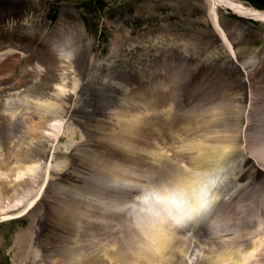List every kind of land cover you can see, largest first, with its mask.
Instances as JSON below:
<instances>
[{"label": "rangeland", "instance_id": "obj_1", "mask_svg": "<svg viewBox=\"0 0 264 264\" xmlns=\"http://www.w3.org/2000/svg\"><path fill=\"white\" fill-rule=\"evenodd\" d=\"M235 1L264 10V0ZM1 2L10 14L44 18L37 26L48 37L63 41L72 27L80 34L63 42L71 45H66L72 64L67 84L71 78L77 81L71 96L58 100L44 94L46 69L37 79L29 72L34 60L51 57L36 37L18 39L20 62L1 79L0 218L22 213L18 211L34 198L29 211L39 215L33 239L40 256L35 260L19 251L28 212L7 222L0 219V264H141L140 254H152L153 236L162 228L173 242L186 241L159 252L160 264L242 261L251 243L248 232L257 234L258 222L238 219L246 211L234 209L253 177L239 138L242 114L235 115L239 106L224 91V77L235 78L238 90L243 77L238 63L227 58L205 0H53L45 7L24 0ZM218 12L235 54L254 64L251 88L264 86V22ZM21 71L27 72L18 87L8 89ZM165 94L169 99L162 100ZM259 103L264 105V99ZM164 110L176 118L174 129L158 122L166 117ZM39 120L41 128L31 129ZM39 134L52 138L39 144ZM35 147L30 155L27 149ZM191 156L193 164L176 158ZM208 181L212 185L206 197L197 199ZM120 184L138 190L128 194ZM170 192L186 208L200 200L208 205L184 214L174 229L167 226L171 218L133 223L134 215L145 211V193ZM219 207L236 226L225 246L216 235L205 236ZM260 239L264 235L255 237ZM198 247L199 258L191 262ZM262 253L264 257V246Z\"/></svg>", "mask_w": 264, "mask_h": 264}, {"label": "bare ground", "instance_id": "obj_2", "mask_svg": "<svg viewBox=\"0 0 264 264\" xmlns=\"http://www.w3.org/2000/svg\"><path fill=\"white\" fill-rule=\"evenodd\" d=\"M28 2L24 3H30V4H38L41 7H45L46 3H50L53 0H24ZM206 2V10L207 14L211 20V22L214 24V27L220 37L224 40L226 49H227V58L231 61H236L238 63V66L240 67V71L242 72L243 78H238L239 85L241 87H236L235 85V78L232 80H229V76H225V85H224V91H229V95H231V99L235 100L236 103H238V106L236 110V116L242 114V121L239 125V134H240V140L243 143V151L246 150V153L243 152V157L246 158V161L249 160V164L246 166L247 170L253 174V178L251 181L254 180V177L260 176V178L264 179V105L262 106L259 103V99H264V86L261 87H254L256 85H252L251 88V82H252V74L254 69L253 63L245 62L242 59H239L240 55H236L235 51L232 47V42L230 41V37L226 34L225 31H223L218 23V10H226L231 13H234L235 15H238L242 18H250L257 21H263L264 22V10L257 9L252 6L244 5L242 2L235 1V0H205ZM2 2L0 0V82L4 75H7L9 72L13 71L14 68L19 64L20 57L19 52L16 50V42L19 38L23 37H29L33 38L36 37L38 40L41 41V43L46 44L49 49L50 56L46 62H39L37 60H34L32 64H30L29 72H31L33 75H36L37 79L39 76H41L44 73H47L49 77V80L45 82L44 85V91L43 93H48V96H52L56 99H61L64 97V95H69L68 93H71L72 91H75L77 87V81L71 78V83L67 84L68 78L71 76L72 72V64L70 61V51L67 49V46H71L68 44H64L63 42L71 41L74 37L78 36L80 34L79 30L73 29L67 33L68 38L65 36L63 41H59L56 39V37L49 35H44V31L40 30L37 26L40 22L44 20L42 17H38V19H31L32 17L29 14H22L21 16H18V14L14 13H8L1 9ZM47 6V5H46ZM23 7V6H22ZM31 19V20H30ZM61 20V18L59 19ZM32 22V25H26L25 22ZM56 25H60L59 22L56 23ZM55 29H58V26L54 25ZM72 45H75V43H72ZM230 61V62H231ZM31 63V62H30ZM46 65V66H45ZM236 65V64H235ZM44 66V67H43ZM46 69V71H45ZM45 71V72H44ZM229 74L231 73V70H229ZM27 71H21L19 75L14 78L9 85L7 86L8 89L13 90L15 87H18L19 81H21L22 78L25 77ZM44 72V73H43ZM195 72V71H193ZM28 74V73H27ZM237 76L238 73H237ZM232 78V77H231ZM35 79L31 80V82L35 81ZM46 83H49L46 85ZM238 83V82H237ZM247 88V91H244V87ZM258 88V90H257ZM1 89V85H0ZM71 96V95H69ZM162 100L169 99V95L165 94L163 96H160ZM156 109V108H155ZM165 109V108H162ZM14 112H11L13 114ZM166 117H163V119L158 120L159 123L162 125H166V127L169 128H175L177 124L176 118H172V116L169 115V110H164L163 112ZM42 117V116H38ZM44 117V116H43ZM137 119L139 116H135ZM170 117V118H168ZM42 120V119H41ZM43 121V120H42ZM33 121H31L29 124H31ZM129 119H125L123 123L129 124ZM41 121H37L34 123V125H31V129H39L41 128ZM34 130V131H35ZM152 132V129L151 131ZM152 135V134H151ZM40 134L36 135L35 137H38V143L43 144L44 138L46 140H50L49 134H43L40 138ZM154 138V137H152ZM37 142V141H36ZM200 144H196L195 147H199ZM228 144H224L227 146ZM246 145H249L251 147V151L248 152ZM192 148V147H187ZM35 148H29L27 149V152L30 155H33V151ZM38 151L43 152L44 149L42 147L38 148ZM199 152V151H197ZM211 156L210 154L208 157ZM251 156V157H247ZM181 162L191 163L192 162V156L188 157V159L191 161L188 162V159L186 157H176ZM32 169V167H29ZM22 168H19L18 170H21ZM263 170V171H262ZM257 180V179H256ZM250 181V182H251ZM264 181V180H263ZM102 184H107L105 181H101ZM211 182H207L202 187L200 186L196 196L197 199L206 197V193L208 189L211 187ZM248 185V183H247ZM244 186L245 191L241 194H247L251 193L253 190H255L256 193L259 195V199L262 198V201H260L257 204H253L254 201L251 199L254 196H249L248 198H242L241 195L237 196L235 199L234 209L239 213V210L241 213L246 211V214L244 216L238 218L241 220H249L250 218H256L258 220L259 229H255L257 234H253L252 231H249L248 234H251V243L250 246H247L245 249L244 255L242 256V261L246 264H264V257L261 255L263 246H264V239L255 240L256 236H259V234L264 235V215H261L258 213L259 206L264 204V184L260 185V182H256V184L249 186ZM11 186V185H10ZM111 186V187H116ZM124 192L131 194L134 191H137L138 189L135 186L132 187H126L125 184H120ZM247 187V189H246ZM249 187V188H248ZM247 190V191H246ZM172 195V196H171ZM145 196V198H144ZM167 196V197H166ZM143 202L142 204L145 206V211L140 214L136 213L134 215L133 223L138 226H141V224L144 223H154L155 221L170 219L171 221L167 226L170 229H174L173 225L176 224L177 221L182 218V216L189 212H194V210L199 207L205 208L204 201L199 203H196L195 207L192 209L191 207L186 208V205L182 204V201L179 199V196L169 193V195L162 194L161 195H155L150 197L149 194L145 193V195L142 196ZM178 197V198H175ZM172 198V199H171ZM34 202V198L28 201V203L18 212H23L26 210L28 206H31ZM175 206H173V205ZM253 204V205H252ZM140 205V204H139ZM208 205V204H207ZM141 208V207H139ZM186 208V209H185ZM180 211V212H179ZM16 212V213H18ZM130 212V211H129ZM225 210L223 208L219 207L214 212V215H211L209 223L207 225L208 233L205 234L207 236L208 234L211 236L216 235L218 237L221 244L224 243V246L226 242H229V240L232 238V234L234 235L235 231V225L231 223L229 219H225L224 217ZM21 214V213H20ZM18 215V214H17ZM35 213H28V216L30 218L28 226L24 229V231H21L22 235V244L19 248V251L22 254H30L34 259L38 260L39 256V246L33 239V230L35 226H33L35 222ZM191 215V214H190ZM16 216V214H3L1 218L7 219L9 217ZM127 216V214H126ZM128 217V216H127ZM154 221V222H152ZM224 221V222H223ZM162 223V222H161ZM33 228V229H32ZM24 235V237H23ZM182 239V238H179ZM184 241L176 240L173 242V237L170 231H168L165 228H162L161 231L158 233H155L153 236V243L151 248L152 254L147 252H143L140 254L142 257V263L141 264H160L161 256L159 255V252L161 254V251L165 250V247L169 244L173 243H184ZM23 245H26L25 247H22ZM200 247L194 249V253H192L191 257L189 258L190 261H196L198 260V256L200 255ZM17 257L20 258L18 252L16 254ZM240 261L238 264H241ZM191 264V263H190Z\"/></svg>", "mask_w": 264, "mask_h": 264}]
</instances>
